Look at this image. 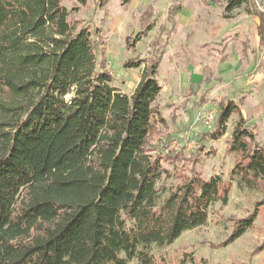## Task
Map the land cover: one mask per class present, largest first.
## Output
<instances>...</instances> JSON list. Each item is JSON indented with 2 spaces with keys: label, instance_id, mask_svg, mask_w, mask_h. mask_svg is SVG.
Here are the masks:
<instances>
[{
  "label": "trees",
  "instance_id": "trees-1",
  "mask_svg": "<svg viewBox=\"0 0 264 264\" xmlns=\"http://www.w3.org/2000/svg\"><path fill=\"white\" fill-rule=\"evenodd\" d=\"M225 1L252 2L264 48L255 1ZM71 12L63 0H0V264H158L155 249L204 225L215 202L228 203L234 181L264 191V141L239 102L222 101L215 139L239 116L229 178L195 173L161 184L173 176L151 143L164 120L154 106L163 51L125 64L146 63L134 93H124L112 85L101 28ZM141 34L127 43L135 47ZM262 208L264 199L222 246Z\"/></svg>",
  "mask_w": 264,
  "mask_h": 264
},
{
  "label": "rangeland",
  "instance_id": "rangeland-1",
  "mask_svg": "<svg viewBox=\"0 0 264 264\" xmlns=\"http://www.w3.org/2000/svg\"><path fill=\"white\" fill-rule=\"evenodd\" d=\"M264 13V0H253ZM74 19L100 27L112 85L132 95L143 67L161 53L154 106L164 119L151 135L165 153L161 184L176 185L195 173L229 178L236 155L229 151L233 114L226 133L215 139L219 104L235 100L264 141V52L252 2L228 8L225 0H63ZM255 9V8H254ZM149 27V29H148ZM141 31L142 38L132 47ZM131 43V42H130ZM129 44V45H128ZM145 59L143 66L126 67ZM211 113V114H210ZM212 118H207L208 116ZM167 179V180H166ZM264 191L233 186L227 204L215 202L204 225L185 231L174 243L156 248L158 264H264V208L253 225L227 246L238 220L250 216ZM129 264H140L137 259Z\"/></svg>",
  "mask_w": 264,
  "mask_h": 264
},
{
  "label": "crops",
  "instance_id": "crops-1",
  "mask_svg": "<svg viewBox=\"0 0 264 264\" xmlns=\"http://www.w3.org/2000/svg\"><path fill=\"white\" fill-rule=\"evenodd\" d=\"M258 43H259V49L261 50V51H263L264 52V48H262V47H260V40H258Z\"/></svg>",
  "mask_w": 264,
  "mask_h": 264
},
{
  "label": "built area",
  "instance_id": "built-area-1",
  "mask_svg": "<svg viewBox=\"0 0 264 264\" xmlns=\"http://www.w3.org/2000/svg\"><path fill=\"white\" fill-rule=\"evenodd\" d=\"M210 114H211V113H210ZM207 116H208V115H207ZM207 118H212V117H209V116H208Z\"/></svg>",
  "mask_w": 264,
  "mask_h": 264
}]
</instances>
